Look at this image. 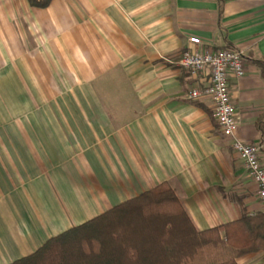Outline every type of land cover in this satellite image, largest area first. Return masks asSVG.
<instances>
[{"label": "crops", "instance_id": "crops-1", "mask_svg": "<svg viewBox=\"0 0 264 264\" xmlns=\"http://www.w3.org/2000/svg\"><path fill=\"white\" fill-rule=\"evenodd\" d=\"M190 36L244 53L234 136L188 98L208 81L179 65ZM261 58L264 0H0V264L164 181L200 230L264 212L232 146L264 164Z\"/></svg>", "mask_w": 264, "mask_h": 264}, {"label": "trees", "instance_id": "trees-1", "mask_svg": "<svg viewBox=\"0 0 264 264\" xmlns=\"http://www.w3.org/2000/svg\"><path fill=\"white\" fill-rule=\"evenodd\" d=\"M29 1L44 7L50 0ZM255 63L264 75V58ZM260 251L264 212H244L237 220L200 230L164 181L9 264H239V257Z\"/></svg>", "mask_w": 264, "mask_h": 264}, {"label": "built area", "instance_id": "built-area-1", "mask_svg": "<svg viewBox=\"0 0 264 264\" xmlns=\"http://www.w3.org/2000/svg\"><path fill=\"white\" fill-rule=\"evenodd\" d=\"M190 45L181 53L178 62L192 76H208V81L192 88L190 99L210 97L214 103L215 117L224 134L234 136L237 120L230 94V77H241L245 73L244 53L236 48L209 49L200 47L198 36H190ZM233 149L243 160L250 177L258 186V194L264 204V164L260 158L262 145L248 143L235 138Z\"/></svg>", "mask_w": 264, "mask_h": 264}, {"label": "rangeland", "instance_id": "rangeland-1", "mask_svg": "<svg viewBox=\"0 0 264 264\" xmlns=\"http://www.w3.org/2000/svg\"><path fill=\"white\" fill-rule=\"evenodd\" d=\"M1 93H3V90H2V92H1ZM6 104L8 105V103H6V102H5V103H3V105H4V106H5Z\"/></svg>", "mask_w": 264, "mask_h": 264}]
</instances>
